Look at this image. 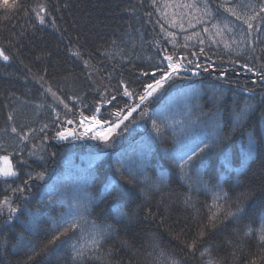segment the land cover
Segmentation results:
<instances>
[{"label": "trees", "instance_id": "trees-1", "mask_svg": "<svg viewBox=\"0 0 264 264\" xmlns=\"http://www.w3.org/2000/svg\"><path fill=\"white\" fill-rule=\"evenodd\" d=\"M9 2L15 3L16 7L0 9V48L10 57L9 61L0 59V144L7 149V152L0 151V155L10 156L19 176L9 178L7 182L0 178V200L9 196L13 206L25 211L23 215L17 213L18 219L11 221V226L5 225L6 211L0 213V264H74L70 245L64 242V237L55 244H48L60 222L58 213L65 208L58 203L56 211H50L43 192L53 182H57L60 189L65 185H77L89 165H92L96 179L85 191L98 202L93 208L97 224H116L117 207L127 212L130 219L116 224L119 231L107 237L98 249L85 248V258L79 264H172L173 261L178 264H264V243L258 240L259 229L264 225V192L261 191L264 189V142L260 137L257 140L261 146L254 159L238 176L231 173L230 183L224 184L233 197L231 201L214 208L213 192L205 189V184L211 189L216 183L213 176L221 183L227 178L220 175L225 153L231 157L233 169H239L248 143L247 134L260 131L264 135V124L259 123L260 113L264 112V103L260 102L264 84L257 75L264 72V24L259 19L253 21V35H248L247 25L221 10L216 22L221 27L227 23L234 31L225 29L222 37L213 35L211 40L199 24L188 28L185 21L183 31L167 23L164 25L175 33L176 50L181 54L188 51L183 47L184 36L200 31L205 44L200 45L199 40L193 38L187 42L189 48L199 55L198 48L205 47L217 68L212 74L202 73L199 77L179 81V88L163 101L149 106L150 113L160 114L162 120L172 123L185 119L186 106L191 105L193 119L201 111L207 114L201 119L207 122L204 132L211 141L214 134L231 133L234 109L238 110L243 101L249 99L248 92L242 89L251 88L256 93L252 102L257 105V111L247 126L204 154L207 166L199 176L193 169L189 180L182 177L175 163L166 158V150L176 147L172 142V129H165L166 141L161 140L156 137L151 122L140 120L135 113L137 122L131 124L129 132L112 147L87 138L70 142L52 138L57 112L62 121L78 120L81 114L84 117L96 114L97 102L113 94L117 96L114 101L117 107L132 102L122 95L120 82L127 84L129 90H141L148 79L141 73L151 72L160 55L154 42L158 41L170 54L173 53V46L164 39L165 34L160 31L157 21L164 23L163 3L181 0H157L155 6L152 0ZM219 2L209 0L213 12ZM262 2L264 0H233L234 4L251 5L257 11ZM40 5L50 13L46 15L44 25L35 16ZM178 11L168 10L170 16ZM238 11L242 15H251L248 8L240 7ZM180 22L177 17L176 23ZM257 27L261 31L256 32ZM211 30L215 33V29ZM234 40L242 41L240 55L224 48L225 41L232 43ZM210 43L211 47H208ZM232 46L233 49L237 47L235 43ZM229 60L236 63L230 64ZM201 61L208 63L204 57ZM245 64L248 68L243 67ZM221 69L228 70V83L215 79ZM49 88L68 104L71 112L47 91ZM221 89L225 96L223 101H218L216 97ZM114 110L112 105L104 104L97 116L102 121L108 120ZM216 120L221 124L220 129L215 128ZM45 124L48 128L42 133L40 129ZM12 127L17 129L16 133L11 131ZM18 133L27 135L28 139H21ZM45 133L48 139L42 140ZM148 144L152 146V153L144 163L146 175L157 183L163 175L165 183L157 189L147 186L140 178L126 185L127 197L108 196L100 202L107 183L105 166L109 162L115 164L117 157L125 163H138L137 155ZM53 152L55 157L48 159ZM21 160L27 163H19ZM45 168V180L30 182L28 200L23 199V195L29 193L27 188L24 194L11 192V188L23 185L27 174L34 176ZM249 191H255L256 197L246 201L247 215L239 220L223 215L235 210L237 194ZM27 210L36 213L35 221ZM215 212L221 215L212 221L210 216ZM249 227L253 232L246 236ZM76 240L77 237H73L72 242L76 243ZM194 241L196 246L190 249L188 245ZM87 243L86 238L81 239L77 247ZM205 249L208 253L202 257L201 252Z\"/></svg>", "mask_w": 264, "mask_h": 264}, {"label": "snow or ice", "instance_id": "snow-or-ice-1", "mask_svg": "<svg viewBox=\"0 0 264 264\" xmlns=\"http://www.w3.org/2000/svg\"><path fill=\"white\" fill-rule=\"evenodd\" d=\"M152 2L155 6L157 0H152ZM15 7V3H10L9 0H0V9L12 10ZM240 7L250 9L251 15L247 13L242 15L241 12L238 11ZM162 9L164 23L158 20L157 24L160 26V31L165 34L164 39L172 44L173 53L170 54L167 48L158 41L154 42L160 55L151 72L144 71L141 73V76L148 78L142 84L141 90L138 92L129 90L127 84L123 81L120 82L122 85V95L132 102L126 104L124 107H117L116 104H114V101L117 100V96L113 94L108 99L104 100L102 98L97 102L98 106L95 108L96 114L91 117H84L81 114L78 120L66 119L62 121L60 113L57 112L55 116V135L52 138L60 142H70L87 138L100 141L107 147H112L119 142L120 137L124 133L129 132L130 125L137 122L136 117L133 116L135 113L140 120L151 122V127L156 133V137H159L161 140L166 141L165 129H172V142L176 147L170 151L166 150V158L175 163L176 169L179 170V174L182 177L190 180L193 169L196 170L197 176H199L201 171L207 166L204 154L210 152L211 149L219 143L228 140L230 135L235 134L237 130L244 129L247 126L250 117L254 116L257 111V105L252 102L256 93L254 89L251 88L242 89L248 92L249 99H245L238 110L234 109L232 114L233 120L231 121V133L227 135L219 133L214 134L211 141L207 139L206 132H204V127L207 122L201 119V117L207 114L201 111V113L193 119V108L191 105L186 106L184 112L185 119L173 120L172 123H167L162 120L160 114L150 113L149 106L163 101L174 89L179 88V81L190 79L191 77H199L202 73L212 74L217 68L215 63L211 62V56L207 55L205 47L200 46L198 48L199 55L196 51H191L189 48L187 42L193 38L198 39L200 45L205 44L204 36L201 35L200 31L184 36L185 42L183 47L188 49V51L181 54L176 50L175 33L168 31L164 25L167 23L171 27H179L183 31L185 29V21L187 22L188 28H195L196 25L199 24L203 26L202 32L211 40L213 35L222 37L225 29H227L228 32L234 31L227 23H224L223 27H221L220 23L216 22L222 10L223 13L235 17L237 21H242L243 24L247 25L245 31L248 35H253V21L259 19V21L264 24V15H262L264 14V2L259 5L258 11L251 5L242 3L234 4L233 0H220L219 3L215 4V12H213L209 0H181L179 3H163ZM169 9H178L179 11L173 12L170 16L168 12ZM46 15H50V13H48L44 5H40L39 11H35V16L41 25L45 24ZM177 17L181 21L179 24L176 23ZM54 20L55 18L53 17V23ZM208 25H211V28ZM211 29H215V33H213ZM259 31H261V29L257 27L256 32ZM212 42L215 43L216 41ZM241 42L242 41L234 40L232 43H229L225 41L224 48L229 50V52L234 51L236 55H240L241 49L239 44ZM233 43L237 45L235 49H233ZM208 47H211V43ZM74 55H79V53H74ZM201 57H204L208 63H203ZM0 59L4 61L10 60L9 55L5 53L3 48H0ZM229 63L234 64L236 61L229 60ZM85 65L87 66L86 61ZM243 67L248 68V65L245 64ZM249 71H252V69L249 68ZM228 75L227 69H221L215 76V79L218 81L223 79L225 83H228ZM257 75L260 82L264 84V72H259ZM253 83H255V81H253ZM47 91L50 92L60 104H63L65 109L71 112L68 104L57 97L56 93L52 92L51 88L47 89ZM224 96L225 92L221 89L216 99L218 101H223ZM260 102L264 103V96L260 97ZM104 104L112 105L115 110L110 113V119L102 121L97 118V114H100L101 107H103ZM9 119H11V116H9ZM210 119L214 120L215 117H210ZM259 123L264 124V112L260 113ZM94 126H98L97 130L89 135ZM47 128L48 125L45 124L40 131L44 133ZM215 128H221V124L218 120L215 121ZM11 131L16 133L17 129L12 127ZM32 131H35V129ZM18 135H20L23 140L28 139L27 135L21 133H18ZM247 135L248 143L244 149V159L241 167L239 169H233L232 159L225 153L220 175L227 178L221 183L218 177L213 176L212 179L216 180V183L212 184L211 189H208L207 184H205V189L213 192L214 208H219L222 202H228L233 199L228 190L225 189L224 184L230 183L231 173L235 172L238 176L244 166L247 165L250 160L254 159V156L258 153L261 146L257 137L259 136L260 141L264 142V135H262L260 131L256 133L249 132ZM47 139L48 136L45 133L42 140ZM33 147H35V145H33ZM0 151L7 152V149L4 145L0 144ZM151 153L152 146L148 144L145 145L144 149L137 155L138 163H125L120 157L116 158L115 164L109 162L105 166V180H107V183L105 184L100 202H102L103 199H107L108 196L127 197L128 189L126 185H131L140 178H143V182L152 188L158 189L161 184L165 183L163 175L159 178V183L152 181L146 175L144 163ZM55 155L54 152L50 153L48 159L54 158ZM41 159L43 160L45 158L41 157ZM19 163L26 164L27 161L21 160ZM91 169L92 165H89V169L84 171V174L80 177L78 184L75 186L65 185L63 189H60L57 187V182H53L49 184L43 192V199L49 202L48 208L50 211H56L58 203L61 207L65 208V211L58 213L60 222L55 229L54 235L48 241V244H55L56 241L64 237V242L70 245L71 258L74 264H79V262L83 261L86 255L85 248L98 249L107 237L119 231L116 224L123 223L125 220L130 219L127 212L117 207V215L114 217L116 224L108 222L103 226L97 224L96 219L93 217V208L98 206V202L90 193L85 191L86 188L91 187L92 182L96 179L95 173L91 171ZM170 171L172 170L170 169ZM18 176L19 173L13 165L10 156L0 155V178H3L5 182H7L9 178H18ZM46 176V168L36 172L34 176L29 173L23 185H18L10 190L12 193L19 192L24 194L25 189H29V193L23 195V199L28 200L32 186L30 182L33 180H45ZM201 183L204 182L201 181ZM261 191L264 192V189ZM69 192L71 193L70 195L68 194ZM255 197V191L237 194L235 197V210L227 211L223 213V215L233 220L242 219L247 215L246 201L253 200ZM5 211L7 213L5 225L11 226L10 222L18 219L17 213L23 215L25 210H21L19 206H13L12 199L9 196H4L3 199L0 200V213ZM27 211L29 216L32 217V220L35 221L36 213L31 212V210ZM220 215V212H215L210 216V220L215 221ZM252 232L253 229L249 227L245 235L251 236ZM73 237H77L76 243L72 242ZM85 238L88 241L87 245L77 247L80 240ZM258 240L260 243H264V225L259 229ZM4 242L7 243V241ZM195 246V241L188 245L190 249H194ZM45 247H47V245ZM206 253H208V249L201 252V256L203 257ZM34 254L37 253L34 252ZM172 264H178V262L173 261ZM209 264H211V262H209Z\"/></svg>", "mask_w": 264, "mask_h": 264}, {"label": "rangeland", "instance_id": "rangeland-1", "mask_svg": "<svg viewBox=\"0 0 264 264\" xmlns=\"http://www.w3.org/2000/svg\"><path fill=\"white\" fill-rule=\"evenodd\" d=\"M97 128H98V126H94L93 129H92V132H90L89 134L91 135L93 132H95L97 130Z\"/></svg>", "mask_w": 264, "mask_h": 264}]
</instances>
